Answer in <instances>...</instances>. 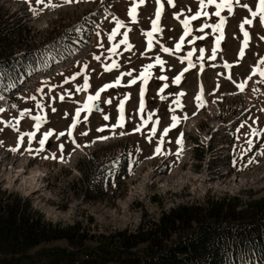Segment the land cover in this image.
Wrapping results in <instances>:
<instances>
[{"label":"rangeland","instance_id":"374dc122","mask_svg":"<svg viewBox=\"0 0 264 264\" xmlns=\"http://www.w3.org/2000/svg\"><path fill=\"white\" fill-rule=\"evenodd\" d=\"M133 2L78 0L60 8H46L34 16L30 4L43 7L35 5V0H0V7L14 24L24 23L30 29L23 42L25 47L43 41L52 29L61 32L76 24L85 26L84 34L74 35L80 41L73 46L70 53L73 60L67 66L40 76L21 92L0 97L3 109L0 111V187L27 198L45 222L76 224L80 228L74 243L66 239L42 243L28 251L31 257L48 259L53 255V258L71 257L80 261L93 252L107 253L115 245L112 242L118 240L119 232L138 233L143 220L156 221L179 204L204 205L205 201L217 198H238L240 208H245V203L264 198V82L258 73L252 72L254 66H264L260 63V57L264 56V25L258 18L245 25L250 39L243 56L239 54L244 39L239 25L250 18L248 8L243 5L254 10L258 0H238L231 15L227 9L221 11L226 22L218 47L220 33L204 27L219 22L214 14L215 5L201 9L200 0H172V3L160 0V31L153 32L149 47L147 33L152 31V21L156 19L157 0L138 3L135 21L128 15ZM197 11L209 14L189 20L190 31L185 34L182 20ZM117 20L123 21L124 26L113 34ZM125 33L127 44L121 43ZM113 46L115 50L109 51ZM213 48H216L214 57ZM157 57L162 64L156 62ZM149 64L152 67L148 69L147 81L136 79ZM177 76L179 83H173ZM117 79L118 85L114 83ZM130 79L135 83L129 84ZM105 84L113 86L94 101L102 103V109H85L88 96ZM239 84H243V90L237 87ZM180 93H183L179 96L183 107L175 104ZM197 95L205 96L201 108L197 107ZM121 101L122 126L117 124L121 119ZM78 108L82 109L79 116ZM194 113L197 122L193 137L190 136L194 140L202 130L217 124L210 137L212 149L207 156L211 159L202 163L192 161L175 170L181 158L177 154L181 145L176 139L182 131L183 117ZM173 114L181 118L180 122L169 129L161 143L163 129L171 123ZM36 116L42 117L39 127ZM73 119L78 120L74 127ZM50 130L52 135L44 150L35 152L39 139ZM27 132L34 133L31 144L25 136L17 151H10L17 145L20 133ZM61 132L63 136L59 135ZM100 136L108 138L101 140ZM186 136L185 133V139ZM158 143L161 153H155ZM29 147L32 154L26 150ZM1 149L7 153L2 154ZM189 152L193 154V147ZM51 153L57 158H51ZM205 153L201 151L197 157ZM61 155L63 160L59 159ZM114 160L118 161L115 167ZM16 163L23 166L16 168ZM129 165L133 174L128 172ZM110 169L113 175L108 174ZM35 170L42 173L33 183L36 190L29 189L30 183L22 186L19 180H11L15 172L28 175ZM133 251L146 254L147 243L139 244Z\"/></svg>","mask_w":264,"mask_h":264},{"label":"trees","instance_id":"16d2710c","mask_svg":"<svg viewBox=\"0 0 264 264\" xmlns=\"http://www.w3.org/2000/svg\"><path fill=\"white\" fill-rule=\"evenodd\" d=\"M10 19L0 7V95L14 81L68 55L80 41L78 37L85 33L84 25L79 24L61 32L52 29L43 41L25 47L23 42L30 29L24 23H15L17 28H14ZM20 49L23 54H18ZM239 202L238 198H217L205 201L204 205L179 204L162 213L158 222L144 220L138 233L119 232L118 240L112 242L115 245L107 253L93 252L80 261L71 257L53 258V255L37 259L27 254L30 249L62 239L72 244L80 231L79 225L45 222L27 198L0 187V264L75 261L76 264H230L232 261L244 264L256 259L263 262L264 198L245 203V208H240ZM173 235L176 236L172 239ZM141 243H147L144 255L133 251Z\"/></svg>","mask_w":264,"mask_h":264},{"label":"snow or ice","instance_id":"6c2138e0","mask_svg":"<svg viewBox=\"0 0 264 264\" xmlns=\"http://www.w3.org/2000/svg\"><path fill=\"white\" fill-rule=\"evenodd\" d=\"M74 2H78V0H63L62 3L60 2H54V0H35V5H43V7L41 8H37V7H32L31 4H30V10L32 11V14L35 16V15H38L40 12L44 11V9H56V8H60L62 7L63 5H67V4H72ZM169 3H172V0H168ZM238 0H200L199 2V7L201 9L203 8H206L207 5H215V16L219 17V22L218 23H213L211 25H208V24H205L204 27H211L213 29L214 32H219L220 35L217 36V47L219 46V41L223 39V27H224V24L226 22V17L225 16H222L221 15V11L223 9H227L228 10V14L231 15L232 12H233V7H234V4L237 3ZM143 4L144 3V0H134V2L132 3V5L130 6V8L128 9V15L132 18L133 21H135L136 19V8H137V4ZM157 4H158V7L156 9V13H155V16H156V19L152 21V31L148 32L147 33V36L149 37V47H151V37H152V34L153 32H158L160 31V28L158 27V21H159V18H160V14H161V9H162V5H160V0H157ZM243 7L245 8H248L249 10V13H250V18H245L243 20L242 23H240L239 25V28H240V31L243 32V43H242V46L240 48V51H239V54L241 56H243L244 54V49L245 47H247V44H248V41L250 39V35H249V32L245 29V25H251L253 23V20L258 18L259 19V22L264 25V0H258L257 4L255 5V9L253 10L252 8H250L247 4L243 5ZM209 13L207 11H197L193 16H190L188 18H185L182 20V23L184 25V31H185V34H187L189 31H190V27H189V20L191 19H196L197 17L201 16V15H204V16H207ZM114 20H116V17H113ZM124 26V22L123 21H120V20H117V25H116V28H114L112 31H113V34L119 30V28L123 27ZM76 31H79V29H76ZM125 35V39L123 41H121V43H125L127 44V33L124 34ZM112 37L109 36V39H111ZM262 39H264V37H262ZM181 40H183V37H181ZM177 48L180 47L179 44L176 45ZM115 50V46H113L112 49H110L109 51H114ZM165 51H169V49L165 48L164 49ZM201 53H203V49H201ZM212 53H213V57L215 56V53H216V48H213L212 50ZM191 55V53H189V56ZM97 59H99V57H97ZM157 63H160L162 64L163 61L160 60L159 57H157ZM260 63L261 64H264V56L260 57ZM189 64H191V61L189 60ZM115 63H113L112 67H115ZM226 67L228 66L227 64L225 65ZM152 67V65H146L145 66V72H142L140 74V77H137L136 79H143L144 81H147L148 77L150 76V72L148 71V69H150ZM186 71V69H185ZM252 72L253 74H256L258 73L259 76L262 78L261 82H264V66H260V65H257V66H254L252 68ZM79 74V73H77ZM161 79H166L165 77H161ZM179 80H180V77L177 76L174 80H173V83H179ZM84 86L87 87L88 85V81H87V77L84 78ZM115 84H119L120 83V80L117 79L114 81ZM129 84H132V83H135V80L133 79H130L128 81ZM113 85L111 84H105L103 85L102 88H100L98 91L95 92L94 95H90L88 96V100L87 102L85 103L84 105V108L87 109V110H91L92 107H94L95 105L93 104L94 101H97L100 97V93L102 91H104L105 89L109 88V87H112ZM165 87H167V85H165ZM237 87H239L241 90H243V84H239L237 85ZM161 91H163V89H161ZM143 94H144V88L141 87L140 89V96H141V100H140V106L141 108H143L144 106V101H143ZM180 95H183V93H180L177 95V99L175 101V104L177 107H183V105H181L180 103V99H179V96ZM32 99H35V97H31ZM61 99H63V97H60ZM127 99V97H125ZM161 99H165V97H161ZM196 101H197V107H203L204 104H205V101L203 100V97L202 95H197L196 96ZM106 102H110V101H106ZM37 107H39V105H37ZM120 108H121V119L117 121V124L119 125H123V101L120 102ZM0 111H3L2 108H0ZM53 111H55V109H53ZM82 111V109H76V115L79 116L80 115V112ZM195 114V113H194ZM151 116L152 114L150 113L149 114V119H151ZM184 119H187L188 117L185 116L183 117ZM34 119L37 121V127H39V123L41 122L42 120V117L40 116H36L34 117ZM105 120L108 119L107 116L104 117ZM180 117H178L177 115L173 114L171 116V123L166 126L164 129H163V134L161 135L160 137V141L161 143L163 142V138H164V135H166L168 132H169V129L170 128H174L176 127V125L180 122ZM85 120H87V117H85ZM78 123V120L76 119H73V122H72V126L74 127L75 124ZM157 123H158V120H157ZM117 125L114 124L112 125L113 128H115ZM135 131H139V128H136L134 129ZM156 131V125L154 124L152 126V132L155 133ZM71 130H69L68 132V135L71 136ZM86 133H82V135H84ZM253 134H255V131L253 132ZM52 135V132L51 130L48 131V132H45L43 137L39 139L38 141V144H39V147L37 149H35V152L39 153L41 151L44 150V147H45V143L48 139L49 136ZM59 135L63 136L64 133L61 132ZM121 135H123V133H121ZM27 137V140H28V143L29 145L31 144V141L34 137V133L33 132H27V133H20L19 137H18V142H17V145L15 147H12L10 148V151L12 152H15L17 151V148L20 146V143L23 142V139L24 137ZM183 133L180 134V136L176 139V143L178 145H181L180 148L177 149V154H182V145H183ZM108 137L106 136H100L99 139L101 140H105L107 139ZM73 143H75V141H73ZM77 147H79V145H77ZM63 148H64V145L61 144L59 145V150L60 152L62 153L63 152ZM27 151H29L30 154H32V149L29 147L28 149H26ZM155 153H161V147H160V144L158 143L156 148H155ZM51 158L53 159H56V154L55 153H51ZM45 158H48V157H45ZM60 160H63V156L61 155L59 157ZM118 161H112V165L113 167H115L117 165ZM128 172L129 174H133L132 172V166L129 165L128 166ZM109 175H113V171L112 169L109 170Z\"/></svg>","mask_w":264,"mask_h":264},{"label":"bare ground","instance_id":"6f19581e","mask_svg":"<svg viewBox=\"0 0 264 264\" xmlns=\"http://www.w3.org/2000/svg\"><path fill=\"white\" fill-rule=\"evenodd\" d=\"M181 40V39H180ZM16 174L15 175H13V177H14V179H11V180H19V185H22V186H27L28 185V183H30L29 184V189H31L32 191L34 190V187H35V190L36 189H38V188H36V186L35 185H33V183L35 182V181H37L38 179H40V177H41V175H42V173H40V171H38V170H35V171H33V172H29V174L28 175H22V172H15ZM31 183H32V185H31ZM239 183V182H238ZM240 184V183H239ZM235 185V184H234ZM241 185V184H240ZM236 187V186H235ZM238 187V186H237ZM232 190V189H231ZM238 190H239V188H238ZM38 191V190H37ZM237 191V190H236ZM227 193V192H226ZM237 193H238V191H237Z\"/></svg>","mask_w":264,"mask_h":264},{"label":"water","instance_id":"95a60500","mask_svg":"<svg viewBox=\"0 0 264 264\" xmlns=\"http://www.w3.org/2000/svg\"><path fill=\"white\" fill-rule=\"evenodd\" d=\"M94 107H92V109L94 110V111H99V110H101L102 109V105H101V103L100 102H96V103H94Z\"/></svg>","mask_w":264,"mask_h":264}]
</instances>
